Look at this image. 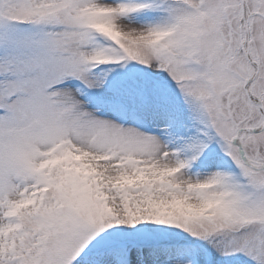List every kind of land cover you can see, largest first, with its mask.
Returning a JSON list of instances; mask_svg holds the SVG:
<instances>
[{
    "label": "snow or ice",
    "instance_id": "snow-or-ice-1",
    "mask_svg": "<svg viewBox=\"0 0 264 264\" xmlns=\"http://www.w3.org/2000/svg\"><path fill=\"white\" fill-rule=\"evenodd\" d=\"M0 264H264V0H0Z\"/></svg>",
    "mask_w": 264,
    "mask_h": 264
}]
</instances>
